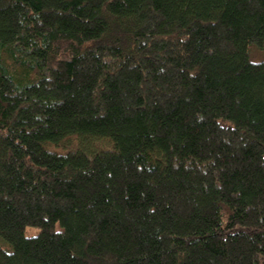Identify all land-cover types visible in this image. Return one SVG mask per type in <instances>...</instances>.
<instances>
[{"label":"trees","instance_id":"1","mask_svg":"<svg viewBox=\"0 0 264 264\" xmlns=\"http://www.w3.org/2000/svg\"><path fill=\"white\" fill-rule=\"evenodd\" d=\"M0 237V264H264V0H0Z\"/></svg>","mask_w":264,"mask_h":264},{"label":"rangeland","instance_id":"2","mask_svg":"<svg viewBox=\"0 0 264 264\" xmlns=\"http://www.w3.org/2000/svg\"><path fill=\"white\" fill-rule=\"evenodd\" d=\"M38 232H39V229L38 228H35V227H27L26 230H25V234L26 235H35ZM0 245L2 247H5V248H9L11 246L7 241H5L4 239H2L1 237H0Z\"/></svg>","mask_w":264,"mask_h":264}]
</instances>
